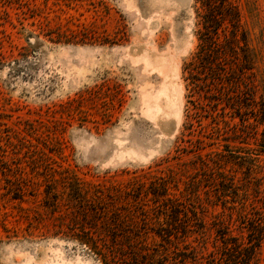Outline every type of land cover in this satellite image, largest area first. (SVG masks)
I'll list each match as a JSON object with an SVG mask.
<instances>
[{"label":"rangeland","instance_id":"374dc122","mask_svg":"<svg viewBox=\"0 0 264 264\" xmlns=\"http://www.w3.org/2000/svg\"><path fill=\"white\" fill-rule=\"evenodd\" d=\"M263 140L264 0H0V264H264Z\"/></svg>","mask_w":264,"mask_h":264},{"label":"trees","instance_id":"16d2710c","mask_svg":"<svg viewBox=\"0 0 264 264\" xmlns=\"http://www.w3.org/2000/svg\"><path fill=\"white\" fill-rule=\"evenodd\" d=\"M202 3V2H201ZM231 13L228 14V16H225L224 17L228 20H230L232 22V28L233 29H237V13L236 12H233V11H230ZM222 14H219V17L218 18H222ZM203 25H202V28L204 30V34L202 33V35L200 36L199 40H200V43H199V54L200 55V59H203V58H206V62L204 63V65H206L205 67L208 69V68H213L211 67L213 65V58H214V47H211V39H212V36L216 35L217 34V31H218V27H219V20L216 18V16L212 13H209L205 16V18H203ZM240 41L241 42H245V38L243 36V34L241 35V38H240ZM263 114V112H262ZM264 141V140H263ZM264 143V142H263ZM252 240H254L255 236H251ZM250 245L247 247V248H239L238 251H236V254H233L235 257L238 256L239 258V261L238 263L239 264H248V261L249 259L247 258L246 253H241V251H245V252H251V250L253 251L255 246H257V241L256 242H249ZM235 264V263H234Z\"/></svg>","mask_w":264,"mask_h":264}]
</instances>
